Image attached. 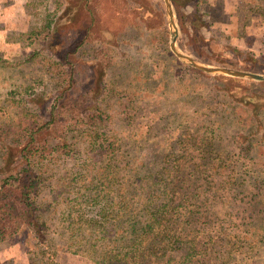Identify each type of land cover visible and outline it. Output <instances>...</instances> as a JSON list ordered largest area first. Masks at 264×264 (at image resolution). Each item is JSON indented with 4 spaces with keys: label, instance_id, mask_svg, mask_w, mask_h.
Masks as SVG:
<instances>
[{
    "label": "rangeland",
    "instance_id": "374dc122",
    "mask_svg": "<svg viewBox=\"0 0 264 264\" xmlns=\"http://www.w3.org/2000/svg\"><path fill=\"white\" fill-rule=\"evenodd\" d=\"M45 1L58 43L70 40L69 44L77 46L72 54L77 85L101 88L105 84L104 107L110 119L97 129L81 127L72 132L78 160L86 158L92 138L104 147L112 144L114 175L126 184L133 178L144 182L145 176L167 163L195 167L194 172L188 168L192 175L181 170L197 205L195 222L187 229L197 251L190 264H264V230L255 228L264 227V178L242 167L245 158L257 152L264 156V79L206 72L177 57L169 47L165 0ZM170 1L177 27L175 45L180 51L204 64L264 73V21L256 12L264 0ZM34 3L36 0H0L3 118L12 114L1 108L9 83L29 82L33 90L58 85L56 77L37 65L15 64L28 51L18 33L40 9ZM96 5H101L100 12ZM125 12L130 16L127 22L122 20ZM204 36L206 46L201 47L195 38ZM100 42L110 43L116 50V61L106 73L97 68ZM212 56H225L232 65L214 61ZM219 74L233 77L216 76ZM62 118L56 111L55 122L60 124ZM49 167L39 203L56 259L98 264L94 247L83 246L75 255L62 249L59 206L53 197L58 179L72 164ZM50 201L53 203L47 206ZM250 233L256 236L254 244L244 237ZM34 240L31 229L22 227L1 241L0 264H27L36 248Z\"/></svg>",
    "mask_w": 264,
    "mask_h": 264
},
{
    "label": "trees",
    "instance_id": "16d2710c",
    "mask_svg": "<svg viewBox=\"0 0 264 264\" xmlns=\"http://www.w3.org/2000/svg\"><path fill=\"white\" fill-rule=\"evenodd\" d=\"M36 2L34 7L38 5L40 9L33 12V18L18 33L28 51L15 64L37 65L56 77L58 85L33 90L29 82L14 81L1 97V108L12 114L0 116V242L16 235L22 227H29L36 248L28 257V264H71L56 259L39 203L49 165L70 162L71 170L65 169L64 177L58 179L53 197L59 206L56 213L65 252L75 255L87 245L98 249V264H190L197 251L187 229L195 222L197 205L186 189L189 182L181 170L192 175L190 169L194 172L195 167L167 163L145 176L144 182L133 178L126 184L114 175L112 144L104 147L92 138L86 158L78 160L72 132L81 127L97 129L110 119L104 107L105 84L101 85L103 90L77 85L72 57L77 46L69 44L70 40L58 43L55 23L45 12L47 2ZM256 7L264 21V3ZM124 9L128 10L127 5ZM95 10L100 12L101 5H96ZM122 14L123 21L130 20L128 13ZM206 38H195V42L206 46ZM96 58L97 68L106 73L116 61L114 46L100 42ZM211 59L227 62L225 56ZM241 61L246 63V58ZM56 111L63 117L60 124L55 122ZM168 154L174 155L172 151ZM242 167L253 176L264 178L263 154L257 152L245 158ZM53 201L46 205L51 206ZM255 228L258 232L264 230L262 225ZM244 237L249 243H256L252 233Z\"/></svg>",
    "mask_w": 264,
    "mask_h": 264
},
{
    "label": "water",
    "instance_id": "95a60500",
    "mask_svg": "<svg viewBox=\"0 0 264 264\" xmlns=\"http://www.w3.org/2000/svg\"><path fill=\"white\" fill-rule=\"evenodd\" d=\"M165 5H166L169 24H170L169 47L171 51L177 57H179L180 59H183L188 64L194 67H197L199 69H202L206 72H210V73L217 72V73H225V74L235 75V76H245V77H251V78H256V79H264V73L252 72V71L243 70V69H236V68H231V67L223 66V65L204 64L202 62H199L195 58H193L191 55L180 51L175 45V40L177 36V27H176L175 20H174V14L172 11L171 1L165 0Z\"/></svg>",
    "mask_w": 264,
    "mask_h": 264
},
{
    "label": "crops",
    "instance_id": "0c3cea01",
    "mask_svg": "<svg viewBox=\"0 0 264 264\" xmlns=\"http://www.w3.org/2000/svg\"><path fill=\"white\" fill-rule=\"evenodd\" d=\"M27 264H28V261H27Z\"/></svg>",
    "mask_w": 264,
    "mask_h": 264
}]
</instances>
